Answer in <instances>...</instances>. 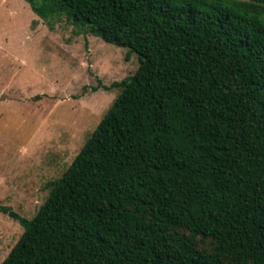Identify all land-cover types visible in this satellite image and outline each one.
I'll list each match as a JSON object with an SVG mask.
<instances>
[{
    "label": "trees",
    "instance_id": "trees-1",
    "mask_svg": "<svg viewBox=\"0 0 264 264\" xmlns=\"http://www.w3.org/2000/svg\"><path fill=\"white\" fill-rule=\"evenodd\" d=\"M27 2L139 67L1 264H264V0Z\"/></svg>",
    "mask_w": 264,
    "mask_h": 264
},
{
    "label": "rangeland",
    "instance_id": "rangeland-1",
    "mask_svg": "<svg viewBox=\"0 0 264 264\" xmlns=\"http://www.w3.org/2000/svg\"><path fill=\"white\" fill-rule=\"evenodd\" d=\"M139 57L42 20L27 0H0V206L32 219L133 75ZM97 89V91L95 90ZM23 227L0 213V264ZM210 250V242L199 245Z\"/></svg>",
    "mask_w": 264,
    "mask_h": 264
}]
</instances>
